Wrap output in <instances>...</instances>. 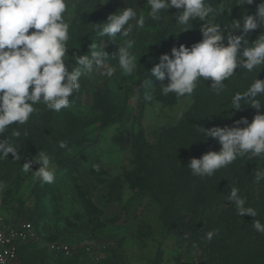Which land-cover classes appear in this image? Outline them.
<instances>
[{"label": "rangeland", "instance_id": "rangeland-1", "mask_svg": "<svg viewBox=\"0 0 264 264\" xmlns=\"http://www.w3.org/2000/svg\"><path fill=\"white\" fill-rule=\"evenodd\" d=\"M102 2L69 0L65 63L70 70L73 55L87 54L92 43H101L94 24L104 23L125 7L134 6L145 17L149 11L147 0L97 4ZM261 2L237 5L240 0H235L238 11L232 19L218 14L215 21L230 26L233 20L255 15ZM177 11L167 9L160 21L147 19L139 32L133 28L138 60L133 75L125 74L113 58L112 78L82 77L70 107L54 111L51 121L36 122L41 128L51 126V135L37 143L10 140L19 147L20 160L11 153L0 159V217L10 227L31 222L37 234L36 240L20 247L22 264H264V234L252 225L254 220L264 223V201H260L264 180L255 182L264 159L239 158L212 177L193 176L187 167L190 159L221 147L198 129L218 126L216 119L209 118L215 113L214 100L199 110L193 95L164 96L161 81L150 73L161 54L202 39L204 22L193 20L191 29L180 32ZM233 34L241 32L233 30ZM261 34L264 26L249 32L246 39L251 43ZM122 42V37L115 42L105 36L104 50L111 56ZM234 74L228 89L232 95L245 91L255 78V73L239 68ZM256 78L264 79V67ZM210 86V79L200 81L198 93L213 92ZM148 95L151 100L145 98ZM243 106V110L248 107ZM61 142L65 147L59 146ZM31 149L49 155L56 170L53 183L19 169L29 161ZM97 164L99 171L93 167ZM38 167L33 162L31 170ZM232 187L246 199L245 207L257 211L256 217L237 214L234 202L226 200ZM208 231L217 232L211 241L206 239Z\"/></svg>", "mask_w": 264, "mask_h": 264}, {"label": "clouds", "instance_id": "clouds-1", "mask_svg": "<svg viewBox=\"0 0 264 264\" xmlns=\"http://www.w3.org/2000/svg\"><path fill=\"white\" fill-rule=\"evenodd\" d=\"M252 3L253 0H240L237 5ZM147 5V17L139 15L131 6L109 15L104 23L94 24L101 43H92L87 54L73 55L75 64L69 70L65 63L71 28L66 20L69 0H0V137L13 124H26L37 111L38 104L43 103L48 110L57 113L70 107V98L80 90L82 77L112 78L116 67L109 61L113 58L125 74L133 75L138 65L133 28L139 32L145 28L147 19L160 21L165 11L174 7L178 10L175 21L181 26L180 32L191 29L193 20L204 22L200 28L202 39L190 47L181 44L172 47L170 54L160 55L150 73L161 81L162 95L173 93L177 97H190L200 81L209 79L211 90L220 95L237 68L255 73L245 91L232 95L230 108L239 110L242 105H248L256 109L257 114L251 122L242 117L234 121L233 126L198 128L206 139H216L221 147L200 158H191L187 165L191 174L212 177L239 158L264 159V114L259 112L264 102V79L256 78L264 67V34L251 43L246 39L249 32L264 26V2L257 6L255 15H245L242 21L233 20L227 27L216 23L218 13L209 0H147ZM233 30H240L241 34L235 35ZM105 36L115 42L118 36L123 38L118 51L111 56L104 50ZM146 84L149 85L148 78ZM145 98L152 99L150 95ZM12 135L19 137L20 132L14 130ZM59 146L63 148L65 144L61 142ZM18 148L8 139H0V159H7L11 153L13 159L20 160ZM33 162L39 165L36 171L31 170ZM93 167L99 171L98 164ZM22 170L34 173L43 183L51 184L55 180L56 170L45 151H40L33 161L24 163ZM261 180H264V169L255 172V182ZM2 189L3 182H0ZM226 200L234 202L239 216H257L254 208L245 207L246 199L237 187L230 189ZM252 225L258 233L264 234V223L254 220ZM216 234V231H208L206 239L211 241Z\"/></svg>", "mask_w": 264, "mask_h": 264}, {"label": "trees", "instance_id": "trees-1", "mask_svg": "<svg viewBox=\"0 0 264 264\" xmlns=\"http://www.w3.org/2000/svg\"><path fill=\"white\" fill-rule=\"evenodd\" d=\"M209 3L212 5L214 9L217 10V13L219 14V17L221 19L225 18L226 16H229L232 19V15H235L236 12L238 11V8L236 7V4H235V0H209ZM67 65H70V63H67ZM225 83L227 85V88L220 95H216L214 92H209V91L208 93H206L205 91H200V93H198V90L200 88L198 87L193 93V97L194 99H196V102H197L196 109L198 108L199 110H202L203 107L204 109L207 108L208 107L207 105H209L210 103L209 100L211 99V100H214L211 102L212 103L214 102L215 113H212V115H210L209 118L216 119L218 126L220 127L232 126V118H235L237 121V120H240L242 116H244V118H247L248 121L251 122L254 115L257 114V110L251 109V107L249 106L245 110H243V107H244L243 105L241 109L239 110L230 108L232 107V104H231L232 90L229 91L228 89L232 88V78L226 81ZM199 105H201V107H199ZM36 108H37V111L32 115V117L26 124L19 125V126H15V124H13L12 127H9L5 131V133L3 134V137H0V139H9L17 143L20 140L22 141L28 140L29 142L31 140H34V143H37L42 140V137L44 135L49 136V134L52 133V127L49 125L50 126L49 128L48 126L45 128L44 127L41 128L40 126L36 125L37 124L36 122L39 120H44V119H45V122L51 121L55 117L54 111L48 110L43 103L36 105ZM259 112L261 114H264V102H262L261 109L259 110ZM185 117L186 115H184V118ZM48 129H50V132H47ZM14 130L20 132L19 137H13L12 133ZM30 144H33V143H30ZM32 151L33 150L31 149L29 152H27V154L29 155L31 154L32 156L33 154H38ZM32 156L30 157L29 161L32 160ZM258 158L259 157H253L252 159V157L249 158L246 156L240 159L241 161H245L247 159L255 160ZM26 162H23V164ZM19 169H22V166ZM262 200L264 201V193L260 201ZM247 220H249L248 217H247Z\"/></svg>", "mask_w": 264, "mask_h": 264}, {"label": "built area", "instance_id": "built-area-1", "mask_svg": "<svg viewBox=\"0 0 264 264\" xmlns=\"http://www.w3.org/2000/svg\"><path fill=\"white\" fill-rule=\"evenodd\" d=\"M37 239L35 228L31 222L20 226H7L0 217V264H22L19 249L25 244ZM68 255V250L62 249Z\"/></svg>", "mask_w": 264, "mask_h": 264}]
</instances>
